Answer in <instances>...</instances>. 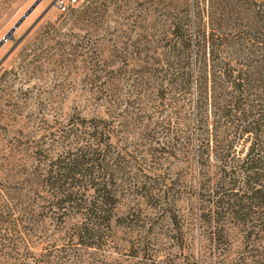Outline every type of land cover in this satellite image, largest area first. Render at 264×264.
<instances>
[{"label":"rangeland","instance_id":"374dc122","mask_svg":"<svg viewBox=\"0 0 264 264\" xmlns=\"http://www.w3.org/2000/svg\"><path fill=\"white\" fill-rule=\"evenodd\" d=\"M34 2L0 0V40ZM229 7L79 0L62 14L55 0H40L0 46V264H264L262 234L247 239L240 225L227 224L217 239L196 203L204 160L194 152L195 83L160 96L172 25L188 26V15L207 32L248 23ZM257 40L264 47V34ZM89 119L109 131L100 148L124 153L125 172L112 184L108 223L84 244L73 234L75 212L49 206L42 174L90 144L80 124Z\"/></svg>","mask_w":264,"mask_h":264},{"label":"trees","instance_id":"16d2710c","mask_svg":"<svg viewBox=\"0 0 264 264\" xmlns=\"http://www.w3.org/2000/svg\"><path fill=\"white\" fill-rule=\"evenodd\" d=\"M219 1L230 6L238 20L248 23L231 32L210 26L207 32L206 24L200 28L195 16L188 15V26L172 25L167 41L169 76L161 78L168 88L160 96L164 97L175 84L184 92L195 83L198 147L194 152L196 158L205 161L196 203L201 204L203 220L208 221L217 239L221 237L217 235L226 233L227 224L240 225L244 237L254 239L258 234L264 237V47L257 40L264 34V0ZM191 30L196 34L194 38ZM192 52L196 53L193 63ZM80 124L90 144L85 143L84 148H78L79 153L71 152L66 159L57 157L49 162L42 180L48 185L49 206L65 212L70 208L80 218L73 234L86 244L84 239L96 236L100 225L108 223V203L116 189L112 184L119 172L125 171L120 166L124 153L100 148L103 140L110 142L102 121L89 119ZM247 139H251L250 146L243 152L242 144ZM210 160L214 162L212 170ZM238 172L241 174L236 178ZM136 176L132 172L127 175L133 184ZM141 191L146 195L150 187L145 184Z\"/></svg>","mask_w":264,"mask_h":264},{"label":"water","instance_id":"95a60500","mask_svg":"<svg viewBox=\"0 0 264 264\" xmlns=\"http://www.w3.org/2000/svg\"><path fill=\"white\" fill-rule=\"evenodd\" d=\"M40 2V0H35V2L23 13V15L18 19V21L12 26V28L2 37L0 40V46L3 44L4 41L7 39H13V32L15 29L21 24V22L29 15V13L33 10V8ZM41 17V16H40ZM39 17V18H40ZM38 18V19H39ZM37 19V20H38ZM36 20V21H37ZM17 42V40H15Z\"/></svg>","mask_w":264,"mask_h":264},{"label":"built area","instance_id":"2783aa9c","mask_svg":"<svg viewBox=\"0 0 264 264\" xmlns=\"http://www.w3.org/2000/svg\"><path fill=\"white\" fill-rule=\"evenodd\" d=\"M79 0H55V6L59 13H65L69 11L70 7H73Z\"/></svg>","mask_w":264,"mask_h":264}]
</instances>
